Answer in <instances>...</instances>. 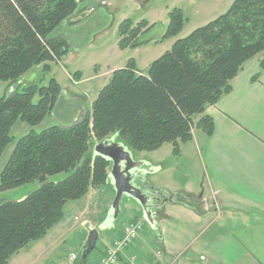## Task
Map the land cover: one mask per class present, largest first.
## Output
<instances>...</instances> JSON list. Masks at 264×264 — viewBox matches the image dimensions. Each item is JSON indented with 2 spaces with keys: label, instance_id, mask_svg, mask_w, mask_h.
<instances>
[{
  "label": "trees",
  "instance_id": "obj_1",
  "mask_svg": "<svg viewBox=\"0 0 264 264\" xmlns=\"http://www.w3.org/2000/svg\"><path fill=\"white\" fill-rule=\"evenodd\" d=\"M91 3L0 0V81L7 83L0 97V155L14 139L9 133L17 120L33 127L56 110L62 89L55 79L42 86H22L20 79L34 66L50 70L68 53L60 29L78 24ZM168 18L162 39L177 37L186 20L178 8ZM152 27L145 20H123L118 48L153 41L141 39ZM252 59L264 72V0H233L225 13L174 41L145 71L133 59L114 70L85 113L19 138L0 174V192L34 182L38 187L18 201L0 200V264L43 238L62 220L66 203L106 183L109 163L93 156L94 142L114 134L134 151L170 144L178 155V144L191 139L193 128L211 135L206 107L231 91L232 80ZM61 173L66 177L50 180ZM174 200L189 206L184 196Z\"/></svg>",
  "mask_w": 264,
  "mask_h": 264
},
{
  "label": "crops",
  "instance_id": "obj_2",
  "mask_svg": "<svg viewBox=\"0 0 264 264\" xmlns=\"http://www.w3.org/2000/svg\"><path fill=\"white\" fill-rule=\"evenodd\" d=\"M157 42L154 39L141 48L150 51L146 47ZM204 113L212 120L211 135L193 128L191 139L178 144V157L193 156L197 162L195 184L200 181V187L191 182L159 188L146 183L161 194L156 196L155 228H150L154 239L138 234L116 264H264V72L257 59L243 66L232 80L231 91ZM81 114L79 109L72 112L70 121ZM166 145L172 148L170 144L162 147ZM174 196H184L189 206L165 201L172 197L175 202ZM128 215L115 240L141 216L136 204ZM46 236L20 250L7 264H48L54 254L52 264H58L66 255H59L55 244L38 248ZM104 253L92 264H98Z\"/></svg>",
  "mask_w": 264,
  "mask_h": 264
},
{
  "label": "rangeland",
  "instance_id": "obj_3",
  "mask_svg": "<svg viewBox=\"0 0 264 264\" xmlns=\"http://www.w3.org/2000/svg\"><path fill=\"white\" fill-rule=\"evenodd\" d=\"M232 1L104 0L105 4L100 6L98 4L99 0H92V9L84 12L78 24L67 29H60V33L65 35L68 42V53L64 58L57 64H52L50 70L43 71V65H38L32 67L21 77L20 83L22 86L46 85L53 78L60 85L62 95L53 115L46 116L41 123L33 127L19 120L14 123L9 133L14 139L0 155V174L11 156L15 142L19 138L31 130L40 132L52 125H58L60 123L59 119L62 118L63 121L68 122L72 118L71 113H75L78 109L82 111V114L85 113L90 109L91 103L97 97L99 90L108 83L114 68H122L128 60L133 59L137 68L140 71H145L147 67L145 65L161 57L171 48L174 41L189 35L193 30L225 13ZM174 8H178L183 12L186 18L184 26L177 37L162 39L169 22L168 13ZM125 19H131L134 23L145 20L149 25H153L141 39H156L157 44L154 47H146L150 51H146L145 48L141 47L120 50L117 46V31L119 24ZM21 85H18V87ZM6 93L7 83L0 81V97ZM74 94L79 95L80 98L75 97ZM81 96L83 97L81 98ZM107 141H112L124 148L133 160L138 161L144 167L145 183L151 186L159 188L163 184L184 186L190 182L196 183L199 168L193 156L191 158L178 157V155L173 154L169 145L154 151H134L119 139L118 135L114 134L101 142H94L92 154L96 146ZM109 169L110 165L108 172ZM66 175L67 173H61L51 177L50 180L59 181L65 178ZM200 185V181L197 185L195 184L196 187H200ZM37 187L38 183L34 182L14 190L0 192V200L18 201ZM114 195L113 186L108 180L106 184L99 188L89 189L82 198L66 203L63 208L64 216L62 220L56 227L47 232V236L40 242L38 248L43 250L53 243L59 255H67L70 252L79 253L86 245L89 229H99L106 221ZM133 205L134 203L125 196L121 198L118 214L112 226L98 230L99 237L96 247L89 255V264L94 263L100 253L106 252L110 242L115 240L121 227L129 221L128 214L131 212ZM138 222L143 225L142 231H139L138 234L153 240L154 235L150 236V226L142 216L137 218V222H131L130 224ZM54 257L51 258L48 264L55 263L56 258Z\"/></svg>",
  "mask_w": 264,
  "mask_h": 264
},
{
  "label": "water",
  "instance_id": "obj_4",
  "mask_svg": "<svg viewBox=\"0 0 264 264\" xmlns=\"http://www.w3.org/2000/svg\"><path fill=\"white\" fill-rule=\"evenodd\" d=\"M93 156L102 157L109 163L108 180L113 186L115 195L106 221L99 229L89 232L85 248L80 252L78 264H86L88 256L96 247L98 230L112 226L118 214L119 201L123 196L137 205L142 218L151 229L155 228L153 216L159 208V199L156 197L158 192L145 183V173L143 172L142 175L140 172L142 165L134 161L124 148L112 141L103 142L94 148ZM171 198H166L165 201L176 203Z\"/></svg>",
  "mask_w": 264,
  "mask_h": 264
},
{
  "label": "built area",
  "instance_id": "obj_5",
  "mask_svg": "<svg viewBox=\"0 0 264 264\" xmlns=\"http://www.w3.org/2000/svg\"><path fill=\"white\" fill-rule=\"evenodd\" d=\"M141 230L140 223L128 224L124 227V235L121 239L115 240L106 250L98 264H116L118 257L124 249L130 245L138 236ZM78 256L74 252L68 253L58 264H77Z\"/></svg>",
  "mask_w": 264,
  "mask_h": 264
},
{
  "label": "flooded vegetation",
  "instance_id": "obj_6",
  "mask_svg": "<svg viewBox=\"0 0 264 264\" xmlns=\"http://www.w3.org/2000/svg\"><path fill=\"white\" fill-rule=\"evenodd\" d=\"M98 4L101 6V5H104L105 3H104V0H99V2H98ZM141 174L143 175V172H144V169H141ZM158 195V194H157ZM156 195V196H157ZM159 199V198H158Z\"/></svg>",
  "mask_w": 264,
  "mask_h": 264
}]
</instances>
